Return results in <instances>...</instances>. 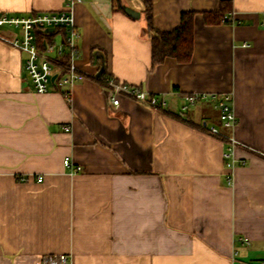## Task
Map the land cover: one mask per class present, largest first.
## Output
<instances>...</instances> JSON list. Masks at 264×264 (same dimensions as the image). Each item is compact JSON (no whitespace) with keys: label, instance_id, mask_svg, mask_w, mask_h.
Masks as SVG:
<instances>
[{"label":"crops","instance_id":"crops-1","mask_svg":"<svg viewBox=\"0 0 264 264\" xmlns=\"http://www.w3.org/2000/svg\"><path fill=\"white\" fill-rule=\"evenodd\" d=\"M66 1L0 0V13ZM119 1L124 9L117 0L74 3L86 77L67 89L36 92L26 54L4 39L19 30L0 33V264L47 254H66L68 264H263L264 0H232V22L219 24L202 13L222 0H153L162 30L197 12L192 59L158 64L143 0ZM102 65L166 105L124 94L114 105L97 79ZM190 93H231L236 125L223 127L209 98L182 111ZM67 156L81 169L72 173Z\"/></svg>","mask_w":264,"mask_h":264},{"label":"built area","instance_id":"built-area-1","mask_svg":"<svg viewBox=\"0 0 264 264\" xmlns=\"http://www.w3.org/2000/svg\"><path fill=\"white\" fill-rule=\"evenodd\" d=\"M82 0H67L66 5L61 10L38 12L30 15H15L0 13V33L3 27H14L18 29V34L11 38L4 39L12 46L19 48L26 54L24 63V75L32 83L33 89L38 93L48 92L52 87L67 89L75 83L82 81L86 74L76 64L79 56V50L76 43L78 30L76 27L73 5ZM55 26H64L67 31L65 42L48 43L42 49L36 40L35 28H48ZM66 49V50H65ZM65 51L69 53V59L61 66L56 61L61 58ZM54 57V59H52ZM56 74L53 80V75ZM111 92V98L114 105L119 104L120 96L125 95L129 98L145 102L151 106H165L164 97L149 93L138 85L117 81L115 77L105 79ZM68 94V92H65ZM209 98L215 102L219 110L220 120L223 127L232 129L237 122L236 113L233 107V96L231 93L221 95H206L204 93H190L185 95V101L182 105V111H187L190 106L194 105L201 99ZM66 130L70 126H65ZM212 134L226 135L234 143V139L228 133H225L217 126H211ZM228 155V154H227ZM64 164L71 166L72 173L81 169L80 165H73L70 157H65ZM42 175H38L37 180L41 181ZM69 258L66 254H47L40 257L36 264H68ZM264 264V263H263Z\"/></svg>","mask_w":264,"mask_h":264},{"label":"trees","instance_id":"trees-1","mask_svg":"<svg viewBox=\"0 0 264 264\" xmlns=\"http://www.w3.org/2000/svg\"><path fill=\"white\" fill-rule=\"evenodd\" d=\"M145 4V16L147 20V27L145 33L151 37L152 40V62L158 64L162 62L167 56L175 57L179 62H189L192 59L194 52V17L197 13L195 10H184L181 12L180 23L170 30H162L154 25L153 15V0H143ZM117 7L124 9V5L117 0ZM233 13L232 0H222L218 10L203 11V18L206 24H219L222 22H232L229 17ZM61 34L65 42L67 31L64 26H55L52 31L46 28H35V35L38 45L44 49L46 44L55 41V36ZM69 59V53L65 51L64 55L56 61L57 65H63ZM113 77L104 72L101 77L97 79L106 87L105 79ZM179 117H183L179 115ZM185 119V118H184ZM188 124L192 126H199L206 129V126L196 124L191 119H185Z\"/></svg>","mask_w":264,"mask_h":264},{"label":"water","instance_id":"water-1","mask_svg":"<svg viewBox=\"0 0 264 264\" xmlns=\"http://www.w3.org/2000/svg\"><path fill=\"white\" fill-rule=\"evenodd\" d=\"M126 9H127L129 12H132L131 9H129V8H126ZM132 13H133V12H132ZM47 30H48V31H52V30H53V27H48ZM103 71H104V65H102V67H101L100 70L98 71V76H99V77L102 76ZM55 77H56V74L53 75L52 79L54 80Z\"/></svg>","mask_w":264,"mask_h":264},{"label":"rangeland","instance_id":"rangeland-1","mask_svg":"<svg viewBox=\"0 0 264 264\" xmlns=\"http://www.w3.org/2000/svg\"><path fill=\"white\" fill-rule=\"evenodd\" d=\"M2 30H10V31H13L14 30V27H3Z\"/></svg>","mask_w":264,"mask_h":264}]
</instances>
